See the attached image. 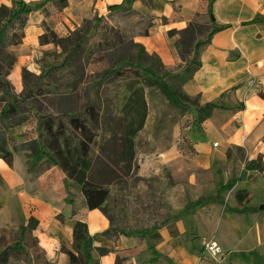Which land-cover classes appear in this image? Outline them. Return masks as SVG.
Returning <instances> with one entry per match:
<instances>
[{"label": "crops", "instance_id": "obj_1", "mask_svg": "<svg viewBox=\"0 0 264 264\" xmlns=\"http://www.w3.org/2000/svg\"><path fill=\"white\" fill-rule=\"evenodd\" d=\"M24 1L32 7L24 35L7 47L15 56L7 77L17 93L23 66L36 71L38 59L48 50L60 52L51 42L39 43L47 26L65 35L83 19L104 14L109 4L122 0H66L60 10L53 0ZM208 1L131 0V8L153 15L147 35L133 40L167 66L181 61L168 29L184 27L191 19L219 30L201 48L200 65L166 77L176 97H168L158 84L145 90L147 117L139 132L147 148H137L131 173L156 176L164 190L169 207L155 229L158 234L107 237L102 230L110 222L98 207L81 208L73 215L86 222L93 246L109 249L96 255L100 264H114L116 254L124 257L123 264H264V168H244L258 156L264 164V0H212L211 15ZM0 4L11 5V0ZM158 91L166 95L164 104L156 101ZM17 156L14 153L12 165L0 157V171L10 174L6 170ZM51 175L59 177L54 184ZM18 177L23 194L15 218L23 222L31 215L38 220L32 230L38 245L66 264L65 253L57 247L70 244L71 225L55 216L60 209L53 205L65 195L39 186L48 182L58 187L64 174L51 165L34 178L25 172ZM26 183L35 184L36 192L22 190ZM148 190L144 180L130 186L134 195ZM211 238L222 248L216 256L203 251V242Z\"/></svg>", "mask_w": 264, "mask_h": 264}, {"label": "trees", "instance_id": "obj_2", "mask_svg": "<svg viewBox=\"0 0 264 264\" xmlns=\"http://www.w3.org/2000/svg\"><path fill=\"white\" fill-rule=\"evenodd\" d=\"M65 1L52 3L60 10ZM211 1L207 5L210 15ZM31 9L24 0L0 4V157L12 165L14 153L24 150L28 171L45 159L49 167L55 165L76 184L79 207L67 211L65 218L57 214L60 221L71 225L72 248L65 250L67 262L100 264L96 255L109 249L93 246L86 222L73 215L81 208L98 207L110 222L102 230L105 236L130 234L114 227L122 203L117 202L113 187L132 177L133 158L140 146L139 130L147 117L145 88L161 84L176 97L166 77L192 64L200 65V50L219 27L190 19L184 27L168 29L167 34L175 36L173 43L181 61L167 66L133 40L135 35H147L153 15L131 8V0L109 4L104 14L94 13L65 35L59 36L47 26L39 35V43L57 45L62 57L39 73L23 66L22 88L17 93L7 77L15 60L7 47L21 41ZM166 19L162 17L163 21ZM105 57L111 60L109 65L85 83V65ZM81 92L84 100L79 102ZM57 96L60 102L54 111L42 105V100L49 103ZM25 126L32 128L26 130ZM244 168L262 170L264 164L258 156L246 161ZM138 180L146 181L137 175L130 186ZM69 195L63 199L71 203L75 195ZM37 224L31 215L20 224L18 238L0 250V264H9L11 251L27 255L23 240L28 233L36 238L32 230ZM152 227L157 235V226ZM123 259L116 254L114 264H123Z\"/></svg>", "mask_w": 264, "mask_h": 264}, {"label": "rangeland", "instance_id": "obj_3", "mask_svg": "<svg viewBox=\"0 0 264 264\" xmlns=\"http://www.w3.org/2000/svg\"><path fill=\"white\" fill-rule=\"evenodd\" d=\"M61 57L62 55L60 53H57L52 49L48 50L46 57H42L43 59H38L40 65H37L36 71L34 72L39 73L40 69L48 66L50 63L58 62ZM110 61L111 60L108 59V57H105L99 60H91V62L85 65V83H89L92 77L96 76L97 73L105 69V67L109 65ZM1 70L2 68H0V71ZM158 85L161 86V84ZM161 87L164 88L165 94L171 98L172 95L168 88L164 86ZM156 95V101H158L160 104H164V102H166V95L164 96L159 91ZM83 100L84 94L81 92L79 96V102ZM59 102L60 97L58 96L55 98L53 97L49 103L47 100L41 101L42 105L46 106V108L51 111H54L57 107H59ZM23 128L27 130L32 127L25 126ZM139 134L140 148L145 150L147 147L144 145V136L142 133ZM25 152L26 151L24 150L16 152L18 156L14 162L15 164L11 166L10 169L8 168L6 170V172H9L10 174H5L4 172L0 171V250L6 245H10V243L18 238V227L22 223L21 218H15V215H18L20 211L21 201L19 195L23 194V191L19 190V184L22 183H17L19 181L18 174L25 172L29 179H31L37 174L44 173L49 167V162H47L45 159H41L40 163L32 171H28L25 167L27 166L24 154ZM131 174V178H127L123 182H118L115 184V187H113L117 202L122 203L121 208L115 215L114 227L123 231H128L130 234L145 235L147 233H153L154 228L152 226H157L159 220L168 212L169 205L167 202H164L162 198V192L164 190H162V187L158 183V178L156 176H141L145 178L146 183L149 184V190L144 193H138L135 195L131 194L129 186L134 183V180L138 175H135L134 173ZM57 179L59 180V177L51 175L52 184H54V181ZM60 181L61 184L58 187H51L49 185L50 183L48 182H46V184L39 183V186L49 192L58 189V191L62 192L65 196L67 193L70 195H75V199L71 203L64 201V199H54L53 205L60 209V211L57 212L55 216L60 213L62 217L65 218L66 211L77 209L79 207L78 199L80 195L78 193L76 184L72 180L65 177ZM167 181L168 180H166L165 183H167ZM22 190H24L26 193H32L36 192V187L35 184L33 185V183L29 185L26 183ZM23 242H25L27 255L22 252L11 251L9 264H60L54 256L49 257L45 253L44 249L38 245L37 238H34L30 233H28V235L24 238ZM57 248L65 253L67 248H72L71 242L69 245H67V247L61 245ZM94 255H96L95 252ZM117 255L120 256L119 254ZM66 264H69V262Z\"/></svg>", "mask_w": 264, "mask_h": 264}, {"label": "built area", "instance_id": "obj_4", "mask_svg": "<svg viewBox=\"0 0 264 264\" xmlns=\"http://www.w3.org/2000/svg\"><path fill=\"white\" fill-rule=\"evenodd\" d=\"M213 144L217 145L216 142H213ZM203 251L209 255L216 256L222 252V248L219 243L211 238L203 242Z\"/></svg>", "mask_w": 264, "mask_h": 264}, {"label": "water", "instance_id": "obj_5", "mask_svg": "<svg viewBox=\"0 0 264 264\" xmlns=\"http://www.w3.org/2000/svg\"><path fill=\"white\" fill-rule=\"evenodd\" d=\"M246 171L243 170L242 177H245Z\"/></svg>", "mask_w": 264, "mask_h": 264}]
</instances>
